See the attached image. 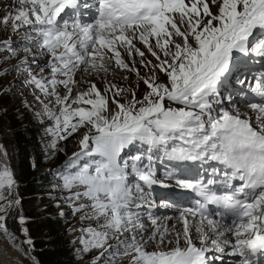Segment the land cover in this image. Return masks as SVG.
I'll use <instances>...</instances> for the list:
<instances>
[{
	"label": "snow or ice",
	"instance_id": "snow-or-ice-1",
	"mask_svg": "<svg viewBox=\"0 0 264 264\" xmlns=\"http://www.w3.org/2000/svg\"><path fill=\"white\" fill-rule=\"evenodd\" d=\"M0 27L21 35L22 52L37 66L25 69L26 83L41 94L38 117L52 122L49 147L80 133L61 187L74 213L96 221L83 229V252L111 250L107 264H215L227 248L237 264H264V75L247 83L258 98L245 101L251 114L213 107L242 58L264 60V0H12ZM0 44L17 55L10 38ZM136 57L150 74L141 76ZM116 70L134 72L136 88L106 78ZM101 74L103 88L88 79ZM137 146L144 150L130 151ZM157 153L168 161H215L222 167L212 174L222 180L187 169L161 177ZM7 155L0 145V233L27 255V218H18L22 243L6 224L21 203ZM168 181L197 197L196 207L179 213L180 230L161 227L150 211L146 193ZM210 205L221 211L210 213Z\"/></svg>",
	"mask_w": 264,
	"mask_h": 264
},
{
	"label": "rangeland",
	"instance_id": "rangeland-1",
	"mask_svg": "<svg viewBox=\"0 0 264 264\" xmlns=\"http://www.w3.org/2000/svg\"><path fill=\"white\" fill-rule=\"evenodd\" d=\"M4 1V10L7 12L11 10L12 0ZM7 2L11 3V5H8ZM15 37L16 34H12L10 31H6L3 27H0V40L10 38L12 45H15V48L17 49V55L10 57L4 46L0 44V145H3L5 151L8 154L6 158L7 162L14 173L16 182L19 184L17 187V192L19 195L17 194V196L19 197L21 203L18 206L17 214L15 216L17 217L16 220L19 223L18 218L20 215H23L27 218V224L25 226L29 229L28 235L34 238L35 243H41L38 245L41 246V248H38L37 250L40 260V263H38L31 255H24L19 252L16 247L9 243L10 241L8 242L4 239L5 237L3 233H0V240H2L0 243H4L6 245L4 246L0 244V254L3 255L2 257L0 256V263L5 264L4 262H8L7 260L2 259L5 258L6 255H9L11 258H13L10 250H16L18 252L16 260L18 261V259L22 257V263L20 262V264H54L55 260L53 263L50 260L51 258L57 259L55 256H53V254H49V259L43 257L44 261L41 256L43 251L50 249L53 250L54 254L55 252L63 254L66 252L63 260V262L66 264H93L94 260H98V262L103 261L104 264H107L108 256L110 255L111 250L106 252L107 254L105 253V257L93 259V257L97 254L98 249H92L90 252H87L88 258L84 259L82 262H77L73 257L74 250L71 248L70 242H74L75 246H84L82 243H80V239L85 235L83 229H86L88 227L87 225L90 223L94 225V220L81 219L83 215H79V212H76L72 215V218L69 222L62 221L58 216L59 208L54 206L52 201L49 200L45 193V187L44 189L41 187V190H43L42 192L44 193L43 196L31 197L24 195L23 186H25V183L22 177L24 174L22 169L23 165L20 161V142L18 137L15 135L14 126L24 121L23 126L32 128L37 147L39 148V152L41 154V165L34 168L33 170L37 179L42 173L47 171V168L57 167L63 160H65L69 153L74 152L75 149L79 147L78 141L80 134L77 132L70 136L65 142L59 141L57 149H52L49 147L53 137L46 131V129L49 127L47 124L52 122L47 118L41 120V118L38 117L37 113L42 112L43 105L37 101L35 97L41 94L35 89L33 93L31 89H28L29 84H26L28 73L25 71V69L31 65L32 71L36 72L37 66L31 63L33 58L30 57H28V63H23L25 56H27L26 53L22 52L24 44L18 46L17 42L13 41ZM145 59L153 60V63H155L153 57L149 56L147 52L145 54ZM36 60L38 62L41 61L39 63L42 64L40 57L36 58ZM136 60V67L139 68L141 76L149 74V70L145 69L139 64L140 57H136ZM124 76H127L128 79H122ZM22 78H24L23 81H21ZM104 78L105 77L103 74L99 76L88 77L89 80L95 81L97 83V87L100 88L104 87L102 82V79ZM106 78L119 85L131 86L133 88H136L138 83V77L134 72L116 70L115 74L111 73ZM138 89L137 95L139 96L140 93L144 91V85L142 81H139ZM73 94H75V91ZM229 95V89L223 93V97ZM41 99H43L45 103H49L51 98H45L41 96ZM221 101H223V99H221ZM223 105L224 102L223 104L219 103L218 108L220 109V107ZM59 149H63V151H60ZM4 159L5 158L3 156H0V160ZM55 194L57 195V200L62 201V194L59 193L58 190H56ZM60 208L63 211L70 210V207L64 203L60 204ZM11 211L12 209L10 212ZM47 211H50V214H48ZM82 213L84 214V212ZM46 218L53 220V222L51 224L46 222ZM67 219H70V217H67ZM73 224H80V227L73 229ZM19 226L21 227L20 224ZM69 227L70 230L68 231ZM80 231H82L83 234H81ZM73 235H76L77 237L73 238ZM17 243L20 242L17 241ZM110 243L115 244V241H110ZM12 263L13 262H8L7 264ZM119 264H128V262L122 259Z\"/></svg>",
	"mask_w": 264,
	"mask_h": 264
},
{
	"label": "trees",
	"instance_id": "trees-1",
	"mask_svg": "<svg viewBox=\"0 0 264 264\" xmlns=\"http://www.w3.org/2000/svg\"><path fill=\"white\" fill-rule=\"evenodd\" d=\"M24 121H22L20 124L15 125V135L18 137V140L20 142V150H21V158L20 161L23 165V180L25 183V186H23V192L24 195L31 196V197H40L43 196L44 193L41 190V187L44 189L46 188V184L37 179L34 175V168L41 165V154L39 152V148L37 147L34 133L32 131V128H27L26 126H23ZM48 214H50V211H47ZM46 222L52 223L53 220L46 218ZM37 243V248H41L39 242ZM49 252V253H48ZM66 253V252H65ZM65 253H57L53 252V250H47L43 251L41 256L44 261V258L49 259V254H53L55 258L57 259H50L51 262L55 260L54 264H66L63 262ZM38 254V253H37ZM58 256V257H57ZM61 256V257H60ZM44 257V258H43ZM60 257V258H59Z\"/></svg>",
	"mask_w": 264,
	"mask_h": 264
},
{
	"label": "bare ground",
	"instance_id": "bare-ground-1",
	"mask_svg": "<svg viewBox=\"0 0 264 264\" xmlns=\"http://www.w3.org/2000/svg\"><path fill=\"white\" fill-rule=\"evenodd\" d=\"M9 2H7L8 5H11V3H9ZM4 3H5L4 0H0V15H3L5 13V10H4L5 5H4ZM260 34L261 33L257 32V36L258 37L260 36ZM13 41H18L20 43H23L24 42L21 39V35H19V34H16V37L14 38ZM27 56H28V54H27ZM28 57L33 58L32 56H28ZM36 58H38V57H35V59ZM252 58L253 57L242 58V60L240 62H238L237 64H244V65L249 64L252 61ZM39 62H41V61H39ZM112 74H115V73H112ZM224 90H225L224 86L222 84L219 85V92L220 91H224ZM213 107H214V110H217V111L219 110V108L217 106H214L213 105ZM245 110L249 112V109H245ZM16 189H17V187H16ZM14 195L17 196V191H15ZM163 204H169V203L163 202L162 204L154 205L150 209V211L152 212V214L154 215V217H157L158 218V225H160L161 227L167 226L169 228H171L172 225H176L177 230L182 229V224L180 222H178V220H177L178 215H176L175 213L169 211L170 208H174V205L169 204V205H171V207H162L161 205H163ZM17 210H18V207L12 209L13 216H16ZM16 219H17V217H16ZM16 222L17 221L14 220V223L15 224H16ZM192 223L194 225L195 224V221H192ZM145 224L148 226V228H149L150 231H151L152 227H154V226L151 225V222H150L149 219H147L145 221ZM148 234L149 233H145V236H147ZM193 234L195 235V233H193ZM0 242H2V240H0ZM0 244H2V243H0ZM2 245L6 246L4 243ZM10 253L13 255V258H11L9 255H6L5 258H2V259L7 260L8 262H13L12 264H20V262L22 263V257H20L21 259L19 258L18 261L16 260L17 259V253H18L16 250H10ZM0 256L2 257L3 255L0 254ZM8 262H4V263L7 264ZM224 263H227V262H224Z\"/></svg>",
	"mask_w": 264,
	"mask_h": 264
},
{
	"label": "water",
	"instance_id": "water-1",
	"mask_svg": "<svg viewBox=\"0 0 264 264\" xmlns=\"http://www.w3.org/2000/svg\"><path fill=\"white\" fill-rule=\"evenodd\" d=\"M16 191V190H15Z\"/></svg>",
	"mask_w": 264,
	"mask_h": 264
}]
</instances>
